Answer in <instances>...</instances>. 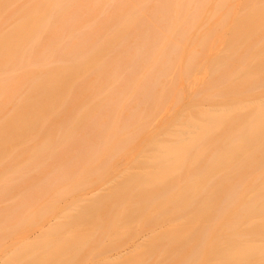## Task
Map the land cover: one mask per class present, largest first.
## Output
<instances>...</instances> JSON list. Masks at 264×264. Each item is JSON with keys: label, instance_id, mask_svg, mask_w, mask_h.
Returning a JSON list of instances; mask_svg holds the SVG:
<instances>
[{"label": "bare ground", "instance_id": "6f19581e", "mask_svg": "<svg viewBox=\"0 0 264 264\" xmlns=\"http://www.w3.org/2000/svg\"><path fill=\"white\" fill-rule=\"evenodd\" d=\"M88 173L104 193L31 235L33 195ZM101 256L264 264V0H0V264Z\"/></svg>", "mask_w": 264, "mask_h": 264}, {"label": "rangeland", "instance_id": "374dc122", "mask_svg": "<svg viewBox=\"0 0 264 264\" xmlns=\"http://www.w3.org/2000/svg\"><path fill=\"white\" fill-rule=\"evenodd\" d=\"M210 27H213V26H209V29H210ZM208 28V27H207ZM214 29H207V31L209 32V34H210V39H211V42H210V44H209V46H208V49L211 47V49H213V51L215 50V48H217V47H219V48H221V47H223L221 44V41H218L220 38L222 39V38H224V37H226L225 35L226 34H228L229 35V33L228 32H230L229 30H223L221 27H213ZM224 36V37H223ZM228 37V36H227ZM227 37H226V39H227ZM223 40H225V38L223 39ZM218 42H220V43H218ZM221 45V46H220ZM214 47V48H213ZM218 48V49H219ZM207 49V50H208ZM210 49V50H211ZM206 50V54H207V52L208 53H215V52H212V51H210V50H208L207 51ZM216 52H217V50H216ZM207 55H209V54H207ZM204 59H206L205 58V56H204ZM202 60V61H204V62H202V64L203 63H205L206 62V60ZM135 144H140V145H142V142L141 143H135ZM127 152H125V154L124 155H126L125 156V158H122V157H124V155H121L119 158H117L116 157V159L114 160V162H113V164L112 165H110V166H114V165H116V168H119V171H118V169L116 170V171H118L119 173H123L124 171H125V173L127 172L129 175H132V174H130V170H131V168L129 167L128 168V162L130 161V159H128V157H127V154H126ZM107 157V156H106ZM65 158V157H64ZM108 158V157H107ZM127 158V159H126ZM130 158V157H129ZM132 158V157H131ZM66 159V158H65ZM74 159H76V158H74ZM126 159V162H124V161H122V160H125ZM121 160V161H120ZM129 160V161H128ZM111 161H113V160H111ZM128 161V162H127ZM132 161V160H131ZM123 162L124 163H127V164H125V165H123ZM122 164V165H121ZM128 165V166H127ZM126 167H127V169H126ZM114 168L115 167H113V170L111 171V173L108 175V172H107V174L106 173H99L100 174V177L101 176H104L103 178H106V179H102V178H100V179H102V181L99 179V178H97L98 176L97 175H99V174H96V176L94 177L93 175L91 176V174L89 175V173H88V177H89V179H87V180H85V183L87 184H84L85 186H79V188H77V187H75V189H74V186L72 187V186H70V188L68 189L67 188V190H72V191H70L69 192V196H67V194H66V196L65 195H63L62 197L61 196H59V198H62V199H60L59 201L60 202H58V199H57V197H58V195L59 194H61V193H59L57 196L55 195V193H58L60 190H59V188H64L63 187V185L61 184V187H60V185L59 184H57V183H53V184H55V186L53 185V184H51V186H50V188L51 189H49L48 188V190L47 191H49V194H50V190H54V191H52V195L50 194L49 196L50 197H48V193H47V197H44L43 199H45L44 200V202H41V200H39L40 199V197H41V192H43V191H45V189L43 190V187L42 186H40L39 188H37L39 191L42 189L43 191H41L40 192V194L41 195H39V193H38V195L37 196H34L33 195V197L35 198V197H38L37 198V201H35V203H37L38 204V208H36L35 207V210H33V212H35L36 210H39L40 212H42V210L44 209L43 207L45 206V209L47 208V206L46 205H48V203L49 202H51V198H52V201H54L55 199H57V202L54 204L55 206H56V204H57V208L55 209L54 208V210H53V208L51 207V209L53 210L52 212H50V215L49 216H47L46 214H45V212L48 210V209H46V211L45 212H42V214H44V215H46V217L45 216H43V215H41V213L39 212L38 214H36L33 218H35V217H37V220L36 219H34V220H36V223H37V225H34L35 223H33V219H32V221H30L28 224H29V226L31 225L30 223H33L32 225H34V226H32L31 225V228L29 227H27V229H29L28 230V232H30L31 231V235H35V234H37L36 236L38 237V236H43V234H45L44 232H42L43 231V229H42V227H43V225H45L46 226V228H48V230H52V227H53V230L55 231V228H56V226H58V225H60V224H58V221L59 220H61V217L62 218H64V216H62V212H64V214L65 215H67V212H68V214L71 212V213H73L74 211H72V210H74V209H71V208H73V207H71L72 205H74L73 204V201H74V203L76 202L72 197L74 196V197H76V199H77V202L76 203H78L79 202V204L80 203H83L84 202V199H85V196L87 195V194H89V193H91V192H96L97 191V189L100 187V184L98 185L97 184V182L99 183V181H101L102 183L104 182L103 180H106V181H108V179H110V177H114L115 176V174H119V173H117L116 171H114ZM115 168V169H116ZM124 169H126V170H124ZM130 169V170H129ZM73 170V171H72ZM71 171H69V172H67L68 173V175H66V176H70V175H72V178H73V176L75 177V176H77V178L81 175V177H79V180L81 179H83V177H84V175H86V174H83V171H82V173H81V171H79V169L77 170V167L76 168H74V169H72ZM127 170H129L130 172H128ZM81 173V174H79V172ZM114 171V172H113ZM103 172V171H102ZM106 172V171H105ZM122 174V175H128V174ZM132 173V172H131ZM82 175H83V177H82ZM87 176V175H86ZM106 176V177H105ZM107 176L109 177V178H107ZM87 177V178H88ZM94 177V178H93ZM71 178V177H70ZM85 178V177H84ZM98 179H99V181H98ZM77 180V179H76ZM92 180V181H91ZM84 181V180H83ZM97 181V182H96ZM105 181V182H106ZM70 184H72V182H69ZM101 183V184H102ZM52 186H53V189H52ZM65 187H67V186H65ZM71 187L73 188V189H71ZM37 189L36 190H34V191H37ZM57 189L59 190L58 192H57ZM67 190H64V189H62L61 191H67ZM39 191H37V192H39ZM55 192V193H54ZM98 192V191H97ZM100 192V191H99ZM98 192V193H99ZM106 192V191H105ZM43 193H45V192H43ZM64 193V192H63ZM67 193H68V191H67ZM97 193V194H98ZM101 194H103L104 193V191H101L100 192ZM99 193V194H100ZM34 194V193H33ZM55 195V199H54V195ZM72 196V197H71ZM78 196V197H77ZM96 196H101V195H96ZM43 197V196H42ZM71 197V198H70ZM47 198V199H46ZM42 199V198H41ZM42 199V200H43ZM49 199V200H48ZM54 199V200H53ZM47 200V201H46ZM78 200H81V202L80 201H78ZM34 201H32V202H34ZM85 201H88V199H85ZM46 202H48V203H46ZM55 202V201H54ZM35 203H34V205L33 206H37V205H35ZM87 203V202H86ZM89 203H90V201H89ZM46 204V205H45ZM44 205V206H43ZM78 205V204H77ZM83 205H84V203H83ZM54 207V206H53ZM44 209V210H45ZM66 209H69V210H67L66 211ZM70 209H71V211H70ZM43 210V211H44ZM63 210H65V211H63ZM49 211H47L46 213L47 214H49L48 213ZM66 212V213H65ZM39 214H40V217L41 218H38V216H39ZM44 217V218H43ZM62 221V220H61ZM60 222V221H59ZM63 222V221H62ZM50 223L53 225L52 227L50 226ZM28 224H26L27 226H28ZM58 224V225H57ZM142 225V224H141ZM45 226H44V228H45ZM47 226H49V227H47ZM134 226V225H133ZM135 226H137V225H135ZM138 226H140V225H138ZM24 227H25V225H24ZM24 227H22V228H24ZM51 227V228H50ZM142 227V226H141ZM21 228V229H22ZM26 228V227H25ZM138 228V227H137ZM137 228H136V230H137ZM20 229V230H21ZM41 229H42V231H41ZM135 229V228H134ZM143 229V228H142ZM19 230V231H20ZM25 230L26 229H24V231H22L21 230V232H19V233H23V232H25ZM46 230V229H45ZM140 230H141V228L139 227V230H138V232H140ZM41 231V232H40ZM112 232L114 231V230H111ZM130 231H132V230H130ZM143 231V230H142ZM141 231V232H142ZM45 232H47V231H45ZM134 232V231H133ZM134 233V234H130L129 232H124V234L122 233L121 235L119 234V235H117L118 236V239H121L122 240V242H123V244H120V242H119V245L117 244L118 243V241H117V243H110V242H113V241H111V239H109L108 240V242H106V244L108 245V246H110L111 247V249H110V251L109 250H107V251H109L108 252V254H103L104 255V257H106V256H108L111 260H114L113 258H116L117 257V253L120 251V252H122V251H126L127 250V252H129L133 247H134V245H135V243L141 238V237H143L142 236V234H143V232L142 233ZM17 233H18V231H17ZM25 233H27V232H25ZM21 234H15L16 236H19V235H21ZM24 234V233H23ZM53 234V233H52ZM25 235V234H24ZM27 235V234H26ZM30 235V234H29ZM133 235H134V237H133ZM23 236V235H22ZM40 236V237H41ZM45 236V235H44ZM133 237L132 239L130 238V237ZM139 236H141L140 238H138ZM13 237V236H12ZM12 237L10 236V238L12 239ZM15 237V236H14ZM39 237V238H40ZM18 238V237H17ZM11 239H8V241H7V245L8 244H10V243H12V241H11ZM115 239H117V237L115 238ZM12 240H14V238L12 239ZM113 240V239H112ZM115 242V241H114ZM110 243V244H109ZM113 244H114V246H113ZM118 248L119 249V247L121 248V249H116V248ZM127 252H125V253H127ZM107 253V252H106ZM124 253V254H125ZM104 257H100V258H94V260H91L92 261V263H90V264H101V258L104 260ZM107 257V258H108ZM87 260V259H86ZM116 260V259H115ZM84 263H86V261L85 262H83V264ZM89 263H87V264H89ZM78 264H80V263H78Z\"/></svg>", "mask_w": 264, "mask_h": 264}]
</instances>
